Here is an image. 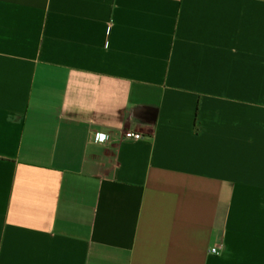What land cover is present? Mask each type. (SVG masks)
<instances>
[{
    "label": "crops",
    "instance_id": "1",
    "mask_svg": "<svg viewBox=\"0 0 264 264\" xmlns=\"http://www.w3.org/2000/svg\"><path fill=\"white\" fill-rule=\"evenodd\" d=\"M0 264H264V0H0Z\"/></svg>",
    "mask_w": 264,
    "mask_h": 264
},
{
    "label": "built area",
    "instance_id": "2",
    "mask_svg": "<svg viewBox=\"0 0 264 264\" xmlns=\"http://www.w3.org/2000/svg\"><path fill=\"white\" fill-rule=\"evenodd\" d=\"M124 136L127 137V138L141 139V138H143L144 135L141 132L129 129V130L125 131ZM211 251L214 252V253H219L220 252L217 247L212 248Z\"/></svg>",
    "mask_w": 264,
    "mask_h": 264
}]
</instances>
